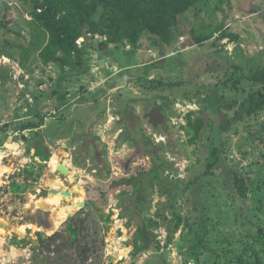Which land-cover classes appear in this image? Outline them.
I'll return each instance as SVG.
<instances>
[{
  "label": "rangeland",
  "instance_id": "rangeland-1",
  "mask_svg": "<svg viewBox=\"0 0 264 264\" xmlns=\"http://www.w3.org/2000/svg\"><path fill=\"white\" fill-rule=\"evenodd\" d=\"M32 9L31 0H0V47L14 56L12 60L0 54V127L9 122L4 115L16 107L17 119L23 116L17 101L24 100L26 89L19 83L26 85L29 76L28 91L43 100L39 110L48 120L41 136L45 146L32 137L34 132L28 139L51 158L37 170V181L36 177L26 180V173L13 176L26 188L20 197L11 191L8 179L0 181V222L8 226L0 234V264H237L244 252L243 264H254L257 256L247 250L252 246L261 254L259 264H264V241L256 239L264 232V144L258 133L264 113L248 117L243 111L242 89L249 91L248 84L243 83L240 92L223 86L228 80L225 74L237 67L247 74L264 67V0L201 1L180 17L165 55L161 47H154V36L145 32L139 48L127 42L120 50L111 46L103 54L88 55L81 69L69 67L62 72L52 64L43 71L35 53L27 62L34 70L29 74L19 67L32 41ZM221 26L238 39H219L217 33L198 44L197 37L211 35ZM143 78L175 86L152 91L139 83ZM62 94L68 108L56 114L55 109L63 106L58 98ZM155 106L164 108L166 118L157 128L145 117ZM191 112L193 119L205 122L194 144L183 129ZM131 113L141 120L135 132L125 120ZM9 126L15 132L19 123ZM144 137L153 146L139 151L133 139L142 142ZM216 148L222 150L226 165H237L253 178L254 191L247 200L231 189L227 169L210 173ZM53 158L67 165L70 173L63 176L58 167L54 169ZM160 162L167 163L165 180L148 186L145 200L138 203L139 188L125 181ZM197 187L203 210L193 193ZM43 189L70 192L72 199L59 194L61 204L48 206L49 198H37ZM75 199L86 203L68 212L82 220L77 245L81 248L69 245L65 234L69 219L62 218ZM203 215L205 227L196 237ZM180 216L186 220L178 229ZM145 222L151 248L135 254L136 243L147 244L142 237ZM39 233L45 237L58 233L60 238L50 250H34L38 245L32 243L38 242ZM15 238L24 243L14 246ZM85 247L89 259L83 263L77 255ZM212 251L219 253L218 258Z\"/></svg>",
  "mask_w": 264,
  "mask_h": 264
},
{
  "label": "trees",
  "instance_id": "trees-1",
  "mask_svg": "<svg viewBox=\"0 0 264 264\" xmlns=\"http://www.w3.org/2000/svg\"><path fill=\"white\" fill-rule=\"evenodd\" d=\"M33 9L30 12V27L32 41L29 47L25 50L24 60L20 63L23 70L31 74L34 70L27 66L30 57L37 53L38 61L43 67V71L52 64H58L64 72L67 68L78 69L84 68L85 58L88 55L103 54L111 46L120 50V46L126 42L132 46L139 48L143 34L149 33L156 39L154 47H161L160 52L165 55L169 52V48L174 41V31L179 26V19L182 15L189 12L203 0H31ZM220 33L219 39L231 37L234 41L238 36L231 33L229 28L221 26L211 35L197 37V42L202 45L214 38ZM83 40V43L80 40ZM0 54L14 60L13 55L7 54L0 47ZM228 80L224 81L223 86L228 90L240 92L243 83L251 86L249 91L242 89L244 93L243 111L248 117L258 116L264 113V67L249 74L243 73L241 68H235L232 74H225ZM64 80V79H63ZM143 87L152 91L165 90L172 88L175 84L165 83L161 80H147L146 78L139 81ZM226 90V89H225ZM58 94L57 92L55 93ZM59 98L63 101L66 96L61 95ZM167 101V97H163ZM163 103L164 105L166 103ZM236 102V100L234 101ZM227 106V105H226ZM223 106V107H226ZM228 108V107H226ZM230 108V107H229ZM193 112L186 116V126L184 130L191 136L190 142L196 143L205 126V122L201 118L193 119ZM41 117L38 122L29 121L26 124H19L17 131L19 133L26 130L34 132L35 139L41 138V130L45 125V117ZM37 131H36V130ZM5 130V127L2 128ZM36 131V132H35ZM259 137L263 139L264 144V123L259 130ZM257 133V134H258ZM222 150L216 148L213 152L215 157L213 166L210 167V173H213L216 168L222 167L227 169L231 189L235 190L237 195L243 201L248 199L249 192L254 191L250 181L251 176H245L240 168L226 165L222 159ZM35 156L41 158L43 162H48L51 158L49 153L44 150H37ZM264 157V154L262 155ZM39 169L44 166L38 164ZM167 166L166 162L155 164L149 171L139 172L136 176L126 180L125 183L129 186L138 187L136 194L137 202L141 203L145 200V190L156 180H165L163 168ZM37 169L34 166L27 170L26 179L33 177L40 178L36 173ZM11 191L14 194H21L26 191L20 183L14 181L11 186ZM193 193L198 199L199 206L204 209L201 201L200 188H194ZM111 214L106 215V222H111ZM71 217L66 223L65 234L68 237L69 245L77 247L80 242V235L83 232L81 219ZM81 220V221H80ZM186 220V219H185ZM182 216L178 217L177 228L181 227L184 221ZM201 224L196 231V237L200 234L202 227H205L206 216L200 218ZM186 224L188 225L187 221ZM205 234L207 230L205 229ZM38 247L34 250L46 248L50 250L53 243L60 238L59 234L50 237H45L41 233L38 234ZM142 237L147 244L144 247L138 246L136 243L135 254L141 253L144 250H149V227L145 222L142 226ZM257 240L264 241V232L257 234ZM24 242L15 238L13 245L20 246ZM31 244V243H30ZM33 244V243H32ZM263 245V244H261ZM254 252L257 260L254 264L261 263V254L255 251V247L247 249ZM213 255L216 253L212 251ZM81 257L80 261L86 263L89 259L87 247L83 248L82 252L77 256ZM246 252L238 256L237 264L244 263ZM59 258H63L59 256ZM251 260V259H250Z\"/></svg>",
  "mask_w": 264,
  "mask_h": 264
},
{
  "label": "crops",
  "instance_id": "crops-1",
  "mask_svg": "<svg viewBox=\"0 0 264 264\" xmlns=\"http://www.w3.org/2000/svg\"><path fill=\"white\" fill-rule=\"evenodd\" d=\"M19 69L21 72L26 71V70H23L21 68V66L19 67ZM29 79L30 78L28 76L24 80V81L28 82L26 85L24 84L25 82L21 83V81H20V83H19L20 87H23L24 89H26L25 90V93H26L25 96L26 97L24 96V100L23 101H17V102H19L18 104L20 106H22L21 112H22L23 116L21 118L17 119L18 107L12 109L13 112L12 111L9 113L7 112L6 115H4V116H5V118L9 119V122H8L9 124L6 122L5 126H4L5 130L2 133H0V181L4 182L5 179L6 180L8 179L10 186L12 185L14 180L16 181V179H14L13 176L16 175L17 173H26V175H27V170H30L34 166L39 171L38 164H41L44 166V163H45L41 160V158L35 156V154H36L37 150H39V148L36 145V143L33 142L34 140H32V138L28 139V137L30 136L29 132H31V130H26L24 132H21L20 135H18L19 132L18 131H15V132L12 131L11 130L12 127L9 126V125H11V123L16 124V122H18L20 125H22V124H26L29 121H36L39 119L38 116H42V114L44 113V111L39 110V108H40L39 105L43 100H41L39 97H36L33 90L28 91V87L31 86V84H32V81L30 80V82H29ZM62 95H65V94H62ZM69 96L70 95H68V97ZM58 98H59V96H58ZM48 100H50V98H48ZM63 101L65 102V103L63 102V104H62L63 106L55 109L56 114H57V112H60L62 110H66L68 108L69 103L67 102V97ZM43 105H44V103H43ZM40 109H42V108H40ZM14 111L16 113L15 116H13L15 114ZM62 117H65L64 114L62 115ZM45 120H48V118H45ZM46 129H47V124L45 121V125L42 128H40L41 135L44 134V131ZM31 135H32V137H35L34 134H31ZM2 136H3V138H2ZM5 136H7L6 139H5ZM17 139L18 140L20 139L22 141L19 142ZM36 139H38V138H36ZM39 139H40L41 143L45 146L44 138L42 137ZM47 143H48V141L46 142V144ZM26 146H30V147H28V149H27ZM42 150H44V149H42ZM2 170L6 171V172H3ZM36 173L38 174L39 172L36 171ZM26 180H28V179H26ZM32 181L33 180L31 179L29 182H32ZM16 182L20 183L18 180ZM17 196L20 197L19 195H17ZM50 198H52V197H50ZM46 199L47 198H45V200Z\"/></svg>",
  "mask_w": 264,
  "mask_h": 264
},
{
  "label": "water",
  "instance_id": "water-1",
  "mask_svg": "<svg viewBox=\"0 0 264 264\" xmlns=\"http://www.w3.org/2000/svg\"><path fill=\"white\" fill-rule=\"evenodd\" d=\"M84 41V39H83ZM148 118H150V122L154 125V127H159L160 125L164 124L166 122L165 120V117L164 115L162 114V108L158 107L156 109H154L153 111H151L149 114H148ZM58 172L61 174V175H68L70 173V169L68 166H66L65 164H60L58 166ZM59 194H62L63 196H66L68 198H71L72 199V195L70 192H67V191H64V190H61V191H49V190H41L39 195L37 196L38 199L44 197V198H48V197H54V196H57ZM83 207L86 206V203L83 202L82 204ZM72 217V215L70 214L68 216V219H70ZM0 225H3L1 222H0ZM10 230V228H8ZM33 244L35 246H37L39 243L37 241H33Z\"/></svg>",
  "mask_w": 264,
  "mask_h": 264
},
{
  "label": "flooded vegetation",
  "instance_id": "flooded-vegetation-1",
  "mask_svg": "<svg viewBox=\"0 0 264 264\" xmlns=\"http://www.w3.org/2000/svg\"><path fill=\"white\" fill-rule=\"evenodd\" d=\"M75 105H77V104H75ZM158 107L162 108V114L164 115V108L162 106H155L154 108L151 109V111H153L154 109H156ZM148 114L145 116L146 118H148ZM128 117L125 120H126V123H127L128 127H129V129L134 131V132L139 130L138 128H140L139 125L141 123V120L138 117H135L133 115V113L129 114ZM164 117H165V115H164ZM148 120H149V123L154 127V125L150 122V118H148ZM165 120H166V118H165ZM136 127H138V128L135 129ZM133 141H135V144H137L136 149L139 150V151L142 150V149H143L142 151L148 150L149 147L153 146V143L151 142V140L149 138H146V137L143 138L142 142H140V140L138 141V139L135 140V138L133 139ZM152 156L154 157L156 155L152 154ZM37 180H38V178L35 179V181H37ZM17 195H20V194H15V196H17Z\"/></svg>",
  "mask_w": 264,
  "mask_h": 264
},
{
  "label": "bare ground",
  "instance_id": "bare-ground-1",
  "mask_svg": "<svg viewBox=\"0 0 264 264\" xmlns=\"http://www.w3.org/2000/svg\"><path fill=\"white\" fill-rule=\"evenodd\" d=\"M22 154V153H21ZM59 161L57 160V158H53V160H52V167L54 168V169H57V167L59 166ZM67 166V165H66ZM2 169V168H1ZM8 169V168H7ZM3 171V170H2ZM57 171V170H56ZM3 172H6V171H3ZM3 182V181H2ZM52 197V196H51ZM82 198V197H81ZM48 200V201H47ZM47 200H45V201H47V203L49 204L48 206H50V205H55V206H59L60 204H61V196L60 195H57V196H55V197H52V198H50L49 197V199H47ZM39 201V200H38ZM38 201H36V202H38ZM34 202V201H33ZM64 203V202H63ZM82 203H83V200H82V202H80V201H78V200H74V202H73V206L72 207H68L67 209H65L64 210V212H63V214H62V218L63 219H66V217L68 216V212L70 211V213L73 211V210H75L76 209V211L78 210V209H80L81 207H82ZM51 209V208H50ZM66 211V212H65ZM57 218H58V216H57ZM59 224V223H58ZM55 226H56V224H55ZM8 226H6L5 224H3V225H0V234H3L4 233V231H5V229L7 228ZM22 227V226H21ZM18 228V227H17ZM7 230H9V229H7ZM13 230V229H12ZM10 231H11V229H10ZM21 231L23 232V228H21ZM21 232V233H22ZM19 233V232H18ZM20 233V234H21Z\"/></svg>",
  "mask_w": 264,
  "mask_h": 264
},
{
  "label": "built area",
  "instance_id": "built-area-1",
  "mask_svg": "<svg viewBox=\"0 0 264 264\" xmlns=\"http://www.w3.org/2000/svg\"><path fill=\"white\" fill-rule=\"evenodd\" d=\"M19 76H21V74L19 75ZM16 79H18V78H16ZM2 130V128L0 127V131Z\"/></svg>",
  "mask_w": 264,
  "mask_h": 264
}]
</instances>
